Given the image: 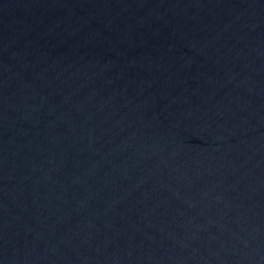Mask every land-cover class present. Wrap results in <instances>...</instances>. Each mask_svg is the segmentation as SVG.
Masks as SVG:
<instances>
[{"label":"water","instance_id":"water-1","mask_svg":"<svg viewBox=\"0 0 264 264\" xmlns=\"http://www.w3.org/2000/svg\"><path fill=\"white\" fill-rule=\"evenodd\" d=\"M0 264H264V0H0Z\"/></svg>","mask_w":264,"mask_h":264}]
</instances>
